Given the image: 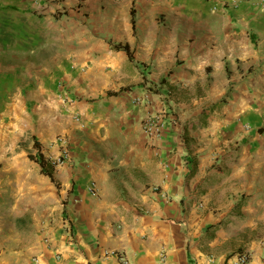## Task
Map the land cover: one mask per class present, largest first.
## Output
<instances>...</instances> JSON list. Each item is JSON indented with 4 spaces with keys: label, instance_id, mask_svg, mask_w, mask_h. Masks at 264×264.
<instances>
[{
    "label": "crops",
    "instance_id": "crops-1",
    "mask_svg": "<svg viewBox=\"0 0 264 264\" xmlns=\"http://www.w3.org/2000/svg\"><path fill=\"white\" fill-rule=\"evenodd\" d=\"M12 171L60 188L0 264H264V0H0V198Z\"/></svg>",
    "mask_w": 264,
    "mask_h": 264
},
{
    "label": "rangeland",
    "instance_id": "rangeland-1",
    "mask_svg": "<svg viewBox=\"0 0 264 264\" xmlns=\"http://www.w3.org/2000/svg\"><path fill=\"white\" fill-rule=\"evenodd\" d=\"M73 123L75 124V122ZM73 123L72 125H74ZM74 132H78L77 129L74 130ZM63 134L64 137H67V132L58 133L56 137ZM22 175L23 173L9 172L8 178L13 181V184H15L12 194L7 195L4 193L2 194V198H0V242L1 244H5V247L7 246L6 248L8 249H10L11 246H14V242H12L13 239L25 240L28 233V235H31L32 232H29L31 227L34 226V223L38 222L37 219L42 214L48 213L52 210L53 204H56L58 199V194L56 193L60 188L58 182L57 184L52 183L51 180L45 177V182L52 187V190H46L44 196L42 190L38 191L29 185H25L27 181ZM51 197H55V200L53 201V198L51 199ZM8 207H11V209L8 210ZM12 212L21 216L9 217L8 214ZM248 232V228L245 227L244 230L240 231V234L237 235V238L245 237ZM241 240H233L229 243L231 247L234 245L239 249V246L244 243V241ZM263 242L264 240L261 241V244Z\"/></svg>",
    "mask_w": 264,
    "mask_h": 264
},
{
    "label": "built area",
    "instance_id": "built-area-1",
    "mask_svg": "<svg viewBox=\"0 0 264 264\" xmlns=\"http://www.w3.org/2000/svg\"><path fill=\"white\" fill-rule=\"evenodd\" d=\"M142 98L140 96L132 97V103L138 104L140 103ZM164 126V114L162 111H153L148 113L144 119L141 121V130L142 132L148 137H157L159 136L161 130ZM70 159V150L66 143L62 144L59 148V151L55 155H49L48 161L50 165L58 166L62 165L63 163L67 162ZM88 190L91 193H94L92 185L89 186ZM264 247V242L262 243ZM114 251H107L106 254H114ZM249 251L248 250H241L236 255H234V262L236 264H246L249 259ZM120 261L123 263H127V259L121 253L118 254ZM37 259L34 258V262Z\"/></svg>",
    "mask_w": 264,
    "mask_h": 264
},
{
    "label": "trees",
    "instance_id": "trees-1",
    "mask_svg": "<svg viewBox=\"0 0 264 264\" xmlns=\"http://www.w3.org/2000/svg\"><path fill=\"white\" fill-rule=\"evenodd\" d=\"M112 47L114 49H123L126 51V46L125 45H121V44H112ZM37 160L39 162V164L41 165V172L45 175H48L49 177L51 176V171L49 168L44 166V161L43 158L41 157V155L39 154L37 156Z\"/></svg>",
    "mask_w": 264,
    "mask_h": 264
}]
</instances>
